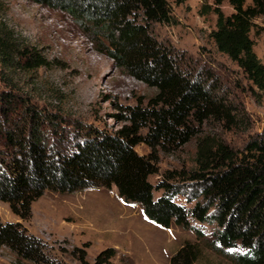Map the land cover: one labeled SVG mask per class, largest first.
<instances>
[{
	"label": "trees",
	"instance_id": "16d2710c",
	"mask_svg": "<svg viewBox=\"0 0 264 264\" xmlns=\"http://www.w3.org/2000/svg\"><path fill=\"white\" fill-rule=\"evenodd\" d=\"M32 1L69 12L93 37L105 41L117 67L156 91L146 103L123 107L115 116L124 124L114 132L80 125L51 134L47 126L59 123L55 117L42 115L7 84L8 89L0 90V201L27 220L33 202L47 190L72 193L115 185L126 201L140 204L147 218L161 226L195 229L200 238L191 221L215 223L213 246L226 255L227 264H264V132L236 149L217 132L204 131L207 126L211 131H247L253 119L215 76L190 68L187 57L157 36L156 24L178 23L170 0ZM225 1L233 7L230 14L221 7ZM213 5L217 20L211 37L218 51L239 66L264 99V63L251 36L258 20L262 24L256 33L264 32V0H213ZM16 54L26 70L46 64L35 46L21 49L0 39L5 69ZM194 138V167L168 169L153 184L150 177L160 172L159 153ZM142 143L150 147L148 154L137 150ZM155 191L161 194L155 197ZM188 191L193 206L176 200ZM2 246L22 260L60 264L48 255L44 240L21 222L0 221ZM202 253L198 242L186 241L170 264H196ZM115 256L116 249L108 248L95 264ZM83 261L87 264L84 256Z\"/></svg>",
	"mask_w": 264,
	"mask_h": 264
},
{
	"label": "rangeland",
	"instance_id": "374dc122",
	"mask_svg": "<svg viewBox=\"0 0 264 264\" xmlns=\"http://www.w3.org/2000/svg\"><path fill=\"white\" fill-rule=\"evenodd\" d=\"M170 2L178 23L156 24L155 33L187 57L190 68L210 72L231 91L234 100L244 105L253 119L250 130L211 131V127H204L205 132H217L236 149H242L250 138L264 132V99L239 66L218 51L211 37L217 20L213 0ZM221 7L226 14L233 12L228 1ZM257 22L251 36L264 63V32L256 33L262 24ZM3 38L21 49L35 46L45 58V66L35 70L22 68L19 54L9 69L0 62V90L8 89L7 84L14 85L25 103L33 104L44 116L52 114L59 123L48 124L51 134L55 129L69 133L80 125L114 132L124 124L115 116L123 107L140 100L146 103L155 94L154 88L117 67L105 51V41L93 37L64 10L32 0H0V39ZM196 147L194 138L179 149L161 151L160 172L150 177L151 182L157 184L168 169L193 168ZM137 150L142 154L151 151L144 143ZM160 194L155 191V197ZM190 194L177 195L176 200L193 206ZM0 221L21 222L44 240L48 255L60 264H85L83 256L87 264H95L108 248H115L116 256L106 264H170L172 255L186 241L198 242L202 247L196 264L229 263L226 255L213 246V234L218 229L215 223L192 220L202 233L200 238L195 229L177 224L161 226L147 218L140 204L126 201L115 185L72 193L47 190L33 202L32 216L27 220L0 201ZM0 264L37 263L19 259L10 248L2 246Z\"/></svg>",
	"mask_w": 264,
	"mask_h": 264
}]
</instances>
